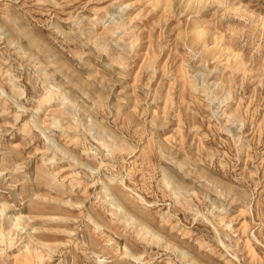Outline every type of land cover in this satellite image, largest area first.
I'll use <instances>...</instances> for the list:
<instances>
[{
	"label": "rangeland",
	"instance_id": "rangeland-1",
	"mask_svg": "<svg viewBox=\"0 0 264 264\" xmlns=\"http://www.w3.org/2000/svg\"><path fill=\"white\" fill-rule=\"evenodd\" d=\"M0 264H264V0H0Z\"/></svg>",
	"mask_w": 264,
	"mask_h": 264
},
{
	"label": "bare ground",
	"instance_id": "bare-ground-1",
	"mask_svg": "<svg viewBox=\"0 0 264 264\" xmlns=\"http://www.w3.org/2000/svg\"><path fill=\"white\" fill-rule=\"evenodd\" d=\"M93 27L95 28V25H93ZM92 29V28H91ZM95 30V29H94ZM93 29L92 30H90L89 32L91 33V32H93L94 31Z\"/></svg>",
	"mask_w": 264,
	"mask_h": 264
}]
</instances>
